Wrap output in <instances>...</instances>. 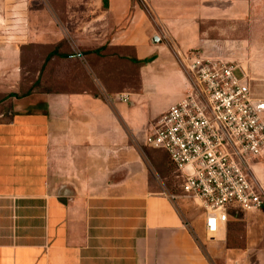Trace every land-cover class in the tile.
<instances>
[{
    "label": "crops",
    "instance_id": "obj_1",
    "mask_svg": "<svg viewBox=\"0 0 264 264\" xmlns=\"http://www.w3.org/2000/svg\"><path fill=\"white\" fill-rule=\"evenodd\" d=\"M62 1L61 20L0 0V92L20 88L25 55L38 86L59 88L0 122V264H264V208L207 236L139 137L185 97L190 50L243 62L264 99L261 0ZM248 167L264 193V160Z\"/></svg>",
    "mask_w": 264,
    "mask_h": 264
},
{
    "label": "built area",
    "instance_id": "obj_2",
    "mask_svg": "<svg viewBox=\"0 0 264 264\" xmlns=\"http://www.w3.org/2000/svg\"><path fill=\"white\" fill-rule=\"evenodd\" d=\"M179 56L187 92L149 126L145 146L167 154L182 198L199 205L213 237L230 211L264 208L263 190L248 175L250 160H264V99L252 93L244 70L235 75L237 66L198 50Z\"/></svg>",
    "mask_w": 264,
    "mask_h": 264
},
{
    "label": "rangeland",
    "instance_id": "obj_3",
    "mask_svg": "<svg viewBox=\"0 0 264 264\" xmlns=\"http://www.w3.org/2000/svg\"><path fill=\"white\" fill-rule=\"evenodd\" d=\"M24 1L31 2V5H29L30 3H28V6L32 8V10L35 9L34 7L35 5L33 4H36V5L43 4L44 10H45L44 12L46 15H49V16L55 15L59 17L61 20L63 19L65 8H64L62 0H24ZM257 10L260 15L258 16V18L254 20L253 30L256 35H259L261 37L260 45L262 46V48H264V0H261V3L259 4ZM0 26H1L2 31L5 30V33L0 30V36H4V35L9 36V34L11 33L10 28H7L6 30L4 25L1 23V21H0ZM20 36L21 34L18 33L17 38L19 39ZM1 39H4V38H1ZM36 61H37V57L35 55L34 56L30 55L29 64H28V59L26 58V55H25L24 56L25 68H23V70H20L21 71L20 75L22 74L21 81H20V88L16 87L15 89H10V90H16L17 91L16 93H1L0 92V122H7L10 119V115L14 108L13 105H14L15 99L21 98L27 92L29 93L37 92V91L42 92L44 90L52 91V90L59 89V88H54L52 86L44 87L42 85H39V86L37 85L36 77H37L38 70L36 68L37 66ZM228 63L238 67V70L235 72V75L238 78H241L242 77L241 69L244 70L243 62L239 61V62H228ZM248 75H250L249 72H248ZM249 82H251V88L254 94L261 92L259 85H257L259 84L258 81L256 80L250 81V78H249ZM132 83H133L132 89H135V90L138 89L136 77H134V81ZM147 132H148V129L146 130V132H141V134L139 135L140 141H142L143 143H145ZM150 150H151L150 155L153 159H155L156 161L158 160L159 162H162L163 164L167 166L168 173L164 178L165 186L170 191H172V193H174L175 195L182 196L181 189H180L181 184H182V179L179 178V174L175 171V168L171 164L167 154L161 150H153V149H150ZM178 202L181 206L180 208L182 209V211L184 210V212L186 210V212L195 213L194 216L200 215L202 213L201 212L202 210L199 207V205L193 200L183 198L179 200ZM231 213H233V211L229 212V214ZM190 219L191 217H188V220Z\"/></svg>",
    "mask_w": 264,
    "mask_h": 264
},
{
    "label": "trees",
    "instance_id": "obj_4",
    "mask_svg": "<svg viewBox=\"0 0 264 264\" xmlns=\"http://www.w3.org/2000/svg\"><path fill=\"white\" fill-rule=\"evenodd\" d=\"M240 214V213H239ZM231 240L228 238V247H231ZM239 247H241V246H243V242H240L239 243V245H238Z\"/></svg>",
    "mask_w": 264,
    "mask_h": 264
}]
</instances>
